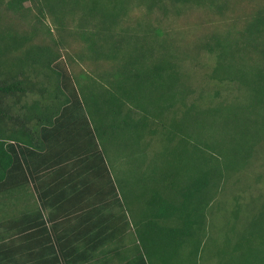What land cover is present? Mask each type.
<instances>
[{"label": "trees", "instance_id": "16d2710c", "mask_svg": "<svg viewBox=\"0 0 264 264\" xmlns=\"http://www.w3.org/2000/svg\"><path fill=\"white\" fill-rule=\"evenodd\" d=\"M239 1L0 0V264H83L69 253L100 247L88 264H200L218 234L228 249L216 264H264L262 195L232 204L236 238L209 234L229 188L264 184L247 174L264 149V11L187 54L146 19L127 25L136 10L198 13L196 29ZM73 41L70 72L58 65ZM52 155L40 169L58 167L69 189L58 203L33 200L30 177ZM56 204L95 227L84 245L34 241Z\"/></svg>", "mask_w": 264, "mask_h": 264}, {"label": "rangeland", "instance_id": "374dc122", "mask_svg": "<svg viewBox=\"0 0 264 264\" xmlns=\"http://www.w3.org/2000/svg\"><path fill=\"white\" fill-rule=\"evenodd\" d=\"M29 5V3L27 4ZM264 11V0H241L238 2V4L236 5V10L234 11H228L227 15L225 16H220V15H216L214 17H212V19L208 22V24H201V25H197L199 26L196 29H192L195 28V24H193V19L196 21V18L198 16V13H194L191 15L186 16L187 19L189 20V22L186 20V17H182L180 19H176V18H161L157 15H151L150 17H145V15H143L145 13V11H140V10H136L133 13H131V20H127V25H130L132 27H134L138 20L142 19V21L144 19H146L144 25H148L150 23H154L155 28L159 27L160 28V32L162 33V39H164L166 36H169V38L175 37L177 39V45H180L181 47H183V50L185 48V51L182 53H188L190 52L189 50H191L193 48V45L196 44L199 39L200 36L202 37H210L213 34H227L228 32H232L237 33L238 31H243L245 29V27H247V21L254 19L255 16H257V14L261 13ZM72 26H75V24L73 23ZM144 28H148L147 26ZM91 29H94L93 26ZM152 28H150V32H152L151 30ZM158 29V28H157ZM156 29V30H157ZM120 30V28L118 29V31ZM133 33V32H132ZM139 34V33H138ZM153 33H150V35ZM140 35V34H139ZM139 35L138 37H136L135 41L139 40ZM237 34L234 35V37H236ZM239 36V35H238ZM130 41V40H129ZM126 47H128L127 45H129L128 43H125ZM153 48H155V46L152 44ZM189 48V49H188ZM156 49V48H155ZM82 50V46L80 44H77L76 42L73 41V43H70L68 46H66L65 51L63 52V58L60 62H64L63 64H59L58 67L60 69H64V68H68L70 69V61L71 63H73V67L78 69L79 68V64H77V62L73 61V57H76L78 55V52H80ZM188 51V52H187ZM84 52V51H83ZM204 63H209L211 64V61L207 60V59H203ZM66 66V67H65ZM102 65L99 66V69ZM107 66V65H105ZM64 67V68H63ZM108 67V66H107ZM193 70V69H192ZM194 71V70H193ZM71 72V69H70ZM202 72V70L200 71ZM194 76L197 77V79L200 81L201 79L199 78V74L196 71H194ZM202 81V80H201ZM206 83V82H205ZM215 85L214 82L210 83V87H213ZM261 162L259 164H254L252 168H250V170L247 171V174H250L252 176H259L261 177L262 174H264V149L261 152ZM264 179V178H263ZM238 186H236L238 188V193L233 195L229 192H231V188L228 189V192L225 194L227 195L226 198L223 199L224 196L221 197L222 200V209L227 208L225 210L226 212V216H224V218L220 219L219 216H217L216 214H214L215 220L217 222H213V224L211 226H209V234L215 233H223V234H229L231 236H233V238L237 237V235L239 234V232L242 230V223L241 221H235V217L232 216V212L230 211L232 204H234L236 201H240V202H246L249 201L251 198L257 197L258 195H262L263 196V200H264V184H258V183H252L245 192L240 191L239 188L242 187V184L237 182L236 183ZM238 196V197H237ZM236 197V198H234ZM264 207V203H262ZM225 205V206H224ZM257 206L256 204H253V206L250 205V209H254ZM257 208V207H256ZM213 212V211H212ZM243 215L241 214L240 217H242ZM235 221V222H234ZM232 222V223H231ZM238 222V223H237ZM232 227L236 228L235 231L232 229ZM262 227L264 228V224L262 225ZM218 228V230L222 229L223 231H214L211 229H216ZM232 229V230H231ZM242 231H245L244 229ZM220 235L218 234L215 239L212 240V238L208 239V241L206 242L205 245V250L202 253V256L199 259L200 264H216V256L217 253H219V248L222 247L223 251H227V247L226 246H222V242L219 240ZM229 239L228 241H232V239ZM219 244V245H218ZM226 248V249H225ZM215 259V260H214ZM227 262L229 264H234V263H230V261L227 260Z\"/></svg>", "mask_w": 264, "mask_h": 264}, {"label": "crops", "instance_id": "0c3cea01", "mask_svg": "<svg viewBox=\"0 0 264 264\" xmlns=\"http://www.w3.org/2000/svg\"><path fill=\"white\" fill-rule=\"evenodd\" d=\"M49 157L46 158L47 160L44 162L39 161L38 163L39 171L35 174V176L30 177V179L32 180L31 182L32 191H30V194L33 200L34 199L38 201L40 199H44L45 201L54 200L58 203L57 199L61 197V200H63L64 192L65 190L67 191L68 186L66 187L64 178H61L60 176L58 177L56 175L55 168H58V167L54 168L52 166V168L40 169L42 166L54 165L53 162H54V158L56 157L54 155L49 156ZM61 166L64 167L63 162H61ZM56 207L57 208L52 207L51 209H48V210H42L43 215L46 220V225L45 227L42 228V230L40 229L37 230L38 233H37V236L33 238L34 241L42 242L46 238V240L49 243L53 241L54 242L53 245L56 247H58L59 245L64 246L67 244L73 245L74 242H77V245L78 244L84 245L85 244L84 242L86 241V239H85L83 232L86 231V229L90 231L94 230L95 227H87L84 224H79L76 222L69 221L67 214H65V208H63L61 204H56ZM51 212H53V214L51 215L53 218L48 221L47 218H49L48 215H50ZM92 244H93V241H92ZM100 244L96 242L95 244H93L94 245L93 248H95V246H99ZM84 250L85 248H82V251ZM101 250H102L101 247L100 249L95 250L94 252L88 249L87 252H83L82 255L78 254V252L80 251L73 250V252L69 253L68 256H74L73 257L74 259L80 260L79 263L83 262V264H88L91 261L96 262L97 260H99V258H102ZM80 257H82V259H80ZM63 260L68 261V258L66 257Z\"/></svg>", "mask_w": 264, "mask_h": 264}]
</instances>
